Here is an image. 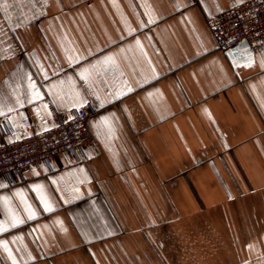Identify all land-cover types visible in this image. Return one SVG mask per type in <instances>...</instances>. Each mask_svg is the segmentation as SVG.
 <instances>
[{"label":"crops","instance_id":"1","mask_svg":"<svg viewBox=\"0 0 264 264\" xmlns=\"http://www.w3.org/2000/svg\"><path fill=\"white\" fill-rule=\"evenodd\" d=\"M244 1L0 0L7 139L95 106L84 163L0 176V264H264V51L207 22Z\"/></svg>","mask_w":264,"mask_h":264},{"label":"built area","instance_id":"2","mask_svg":"<svg viewBox=\"0 0 264 264\" xmlns=\"http://www.w3.org/2000/svg\"><path fill=\"white\" fill-rule=\"evenodd\" d=\"M209 31L217 49L228 51L245 41L253 52L264 51V0H247L210 16ZM95 113L88 101L70 109L64 118L56 119L53 126L26 133L8 140L16 130L10 119L0 122V176L8 184L26 180L34 167L42 164L47 172L64 165L82 164L87 160L84 147L90 140L87 121Z\"/></svg>","mask_w":264,"mask_h":264},{"label":"water","instance_id":"3","mask_svg":"<svg viewBox=\"0 0 264 264\" xmlns=\"http://www.w3.org/2000/svg\"><path fill=\"white\" fill-rule=\"evenodd\" d=\"M227 54L232 59L233 66H236V64H238L241 60H251L253 57V51L249 48L245 41H242L235 48L228 50Z\"/></svg>","mask_w":264,"mask_h":264}]
</instances>
